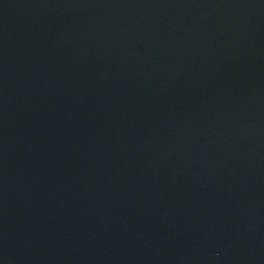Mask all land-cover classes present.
Here are the masks:
<instances>
[{
    "label": "water",
    "instance_id": "obj_1",
    "mask_svg": "<svg viewBox=\"0 0 264 264\" xmlns=\"http://www.w3.org/2000/svg\"><path fill=\"white\" fill-rule=\"evenodd\" d=\"M0 264H264V0H0Z\"/></svg>",
    "mask_w": 264,
    "mask_h": 264
}]
</instances>
